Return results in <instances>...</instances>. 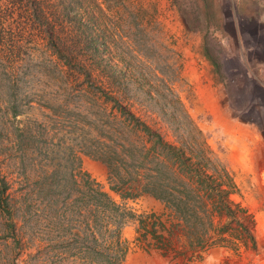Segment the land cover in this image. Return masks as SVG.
I'll return each instance as SVG.
<instances>
[{
  "label": "rangeland",
  "instance_id": "1",
  "mask_svg": "<svg viewBox=\"0 0 264 264\" xmlns=\"http://www.w3.org/2000/svg\"><path fill=\"white\" fill-rule=\"evenodd\" d=\"M10 1L0 0V188L4 179L16 226L0 207V264H83V240L70 231L73 204L61 203L77 194L72 175L84 182L87 172L120 202L98 158L109 121L99 97L135 95V109L157 112L167 85L233 173L234 199L256 219L255 251L214 246L198 264H264V209L250 208L264 205L260 179L226 158L234 123L264 127V93L253 80V63L264 62V0ZM178 7L198 30L185 28ZM232 35L243 52H234ZM145 93L154 99L145 102ZM126 206L166 218L165 204L147 194ZM135 227L133 219L121 227L122 264H174L140 246Z\"/></svg>",
  "mask_w": 264,
  "mask_h": 264
},
{
  "label": "trees",
  "instance_id": "2",
  "mask_svg": "<svg viewBox=\"0 0 264 264\" xmlns=\"http://www.w3.org/2000/svg\"><path fill=\"white\" fill-rule=\"evenodd\" d=\"M179 11L186 29H199L184 7ZM232 39L228 42H233L234 52H243L239 38L232 35ZM166 50L174 53L168 46ZM138 51L132 52L141 56ZM168 80L166 74V85ZM166 90V103L149 113L135 109L141 100L135 95L99 97V107L109 113V121L103 127L98 158L106 165L109 190L120 202L87 172L84 182L72 175L77 194L67 193L61 203L65 205L68 199L73 204L69 221L73 219L75 225L70 231L75 229L71 234L83 240L76 256L83 264H122L127 247L120 230L131 219L136 222L134 240L147 251H160L174 264H198L214 246L257 249L256 219L241 200L234 199L240 191L233 173L216 155L178 93L168 85ZM146 95L145 102L154 99ZM1 181L0 207L7 210L15 230L5 180ZM144 194L165 204L166 218L126 206L127 200Z\"/></svg>",
  "mask_w": 264,
  "mask_h": 264
},
{
  "label": "crops",
  "instance_id": "3",
  "mask_svg": "<svg viewBox=\"0 0 264 264\" xmlns=\"http://www.w3.org/2000/svg\"><path fill=\"white\" fill-rule=\"evenodd\" d=\"M254 84L264 93V62L253 63ZM234 129H228L227 139V162L235 170L251 172L252 176L260 179L255 191L264 195V127L252 122L250 132L248 125L244 123H234ZM259 204V205H258ZM248 209L249 207L246 206ZM252 209H264V205L259 201L257 205H251ZM250 210V209H249ZM251 211V210H250Z\"/></svg>",
  "mask_w": 264,
  "mask_h": 264
}]
</instances>
